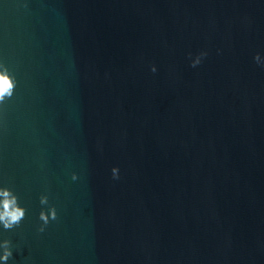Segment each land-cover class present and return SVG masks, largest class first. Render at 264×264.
Here are the masks:
<instances>
[{
	"label": "water",
	"instance_id": "1",
	"mask_svg": "<svg viewBox=\"0 0 264 264\" xmlns=\"http://www.w3.org/2000/svg\"><path fill=\"white\" fill-rule=\"evenodd\" d=\"M0 64L6 264H264V0H0Z\"/></svg>",
	"mask_w": 264,
	"mask_h": 264
},
{
	"label": "clouds",
	"instance_id": "2",
	"mask_svg": "<svg viewBox=\"0 0 264 264\" xmlns=\"http://www.w3.org/2000/svg\"><path fill=\"white\" fill-rule=\"evenodd\" d=\"M206 52H201L195 59L192 60L191 66L196 67L200 61L201 57L206 56ZM256 63L260 64L261 57L259 54L255 55L254 58ZM152 71L155 72V67L152 68ZM16 87V80L13 74L10 73L9 69L0 64V104L6 102L8 98H11L14 89ZM113 178H118V169L112 168ZM77 177L75 174L72 175V179L75 180ZM40 203L45 205L48 203L47 196H40ZM25 217V209L18 206L17 196L8 188H0V225L3 226L5 230H11L14 227H18L20 222ZM57 218V213L55 208H49L47 213L43 210L39 213V219L43 222L38 231L43 232L44 226H46L49 220H55ZM0 249H2V254H0V261H4L5 264L8 259L12 256L10 250V241L4 240L0 243Z\"/></svg>",
	"mask_w": 264,
	"mask_h": 264
}]
</instances>
